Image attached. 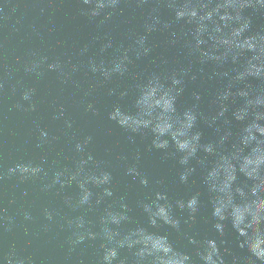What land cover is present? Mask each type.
I'll return each instance as SVG.
<instances>
[{"label":"water","instance_id":"1","mask_svg":"<svg viewBox=\"0 0 264 264\" xmlns=\"http://www.w3.org/2000/svg\"><path fill=\"white\" fill-rule=\"evenodd\" d=\"M87 6L82 0H0V260L8 258L24 264H96L98 241L70 246L72 230L68 221L85 214L83 209H72L65 204L68 197L75 198V185L60 189L45 187L52 175L61 169L72 170L82 154L74 151L77 141L92 136L86 151L94 154L113 174L114 199L101 209L86 212L87 218L96 221L102 208L124 198L128 206L129 223L125 229L142 226L150 231L147 218L139 207L140 202L151 200L158 191H166L170 202L200 191L202 206L195 222L184 223V214L177 211L184 232L197 239L216 238L226 241L221 245L226 264L233 256L246 258L250 254L238 246L240 238L226 227L223 237L211 227L210 194L201 183V165L190 183H179V165L175 158L151 147V134L128 140V133L108 119L114 104L126 111H135V85L144 75L159 72L161 75L191 64L195 80H187L183 94L178 97V110L196 103L194 92H199V110L205 115L215 112L212 101L222 81L209 79L212 66L204 67L186 55L184 40L175 46L168 43L169 34L157 31L149 35L152 52L134 61L129 74L105 81L98 73L90 71V61L108 64L119 54L121 47H130L137 34L143 33L152 5H138L137 0H123L121 7L112 11L104 20L103 14L89 19L82 15ZM162 20H171L170 9L160 6ZM252 18V29H264V12L246 9ZM187 25H175L179 33ZM112 42V48L101 51ZM59 63L60 69L50 70L49 64ZM255 81L253 84L255 85ZM128 89L129 95L120 98L109 95L108 89ZM32 90L30 101L23 99L25 91ZM34 104L35 108H31ZM91 104L95 114L88 108ZM71 124V127L68 124ZM233 122V132L238 129ZM48 132V141L41 143L40 130ZM202 142L215 140L217 133L205 122L198 123ZM40 145L39 147L37 145ZM139 154V160L136 159ZM127 157V159H122ZM212 158H207L211 162ZM40 164L45 176L21 178L17 173L8 175V169L17 163ZM135 165L143 176L149 178L147 187L126 175V169ZM91 168V165H89ZM237 186L248 191L251 181L244 173L237 172ZM237 201L241 198L237 195ZM45 210L53 212V219L45 217ZM25 213L31 219L25 218ZM159 231L167 233L174 246L187 251L199 264L195 248L183 233L167 226ZM227 249V251H225ZM14 254V257H13ZM122 255H127L122 252ZM259 264V262H258Z\"/></svg>","mask_w":264,"mask_h":264},{"label":"clouds","instance_id":"2","mask_svg":"<svg viewBox=\"0 0 264 264\" xmlns=\"http://www.w3.org/2000/svg\"><path fill=\"white\" fill-rule=\"evenodd\" d=\"M123 0H82V15L93 19L103 14L104 20L112 11L121 7ZM138 5L151 4V12L143 33L137 34L130 47H121L108 64L90 61V71L99 74L105 81L114 77L124 78L129 74L134 61L147 57L152 52L149 35L157 31L169 34L168 43L175 46L184 40L186 55L204 67L211 65L209 79L222 81L213 98L215 112L205 115L199 110L201 96L194 92L196 103L178 110L177 100L187 80H195L191 64L167 75L152 72L144 75L135 85V111H126L114 104L108 119L128 133L134 142L137 136L151 134V147L176 159L180 171L178 180L189 184L201 165V183L210 194L209 208L211 227L219 237L226 234V227L240 238L238 246L250 254L246 258L233 256L232 264H264V29L253 30L252 18L245 15L246 9L264 12V0H137ZM160 6L173 13L171 20H162ZM187 25L186 32L179 33L175 25ZM112 48L109 40L101 51ZM50 70L60 69V64H49ZM255 81V85L253 84ZM109 95L120 98L129 95L128 89H108ZM32 90L23 93L30 101ZM35 108L34 104H30ZM88 108L95 114L94 107ZM205 122L217 133L215 140L202 142L198 123ZM233 122L238 125L233 132ZM71 127V124H68ZM48 132L41 129V143L48 141ZM93 137L77 141L74 151L82 154L72 170L61 169L53 173L51 183L45 187L60 189L75 185V198L68 197L65 204L72 209H83L85 214L68 221L72 230L71 249L75 245L98 241L96 264H196L193 256L176 248L161 226L183 233L188 243L195 248L199 264H226L221 245L226 243L216 238L197 239L184 232L177 211L184 214V223L195 222L202 201L200 191L170 202L166 191H158L154 198L139 204L147 218L151 231L142 226L125 229L130 222L128 206L124 198L102 208L96 221L89 220L86 212L101 209L114 199L113 174L102 166L93 153L86 151ZM40 146L39 144L37 145ZM211 157L212 161L207 162ZM139 154L136 159L139 160ZM127 159V157H122ZM91 165V168H89ZM244 173L251 181L248 191L237 186V172ZM19 174L21 178L37 177L44 170L40 164L17 163L8 169V175ZM126 175L147 187L149 178L135 166L126 169ZM237 195L241 201H237ZM45 217L53 219V212L45 210ZM26 219H31L25 213ZM227 251V249H225ZM126 252L127 255H122ZM14 257V254H13ZM0 264H4L0 260ZM6 264H14L8 258ZM15 264H24L15 261Z\"/></svg>","mask_w":264,"mask_h":264}]
</instances>
